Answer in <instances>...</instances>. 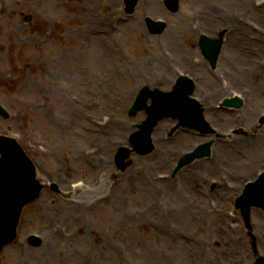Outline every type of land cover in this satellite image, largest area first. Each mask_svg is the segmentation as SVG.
<instances>
[{
	"label": "rangeland",
	"instance_id": "1",
	"mask_svg": "<svg viewBox=\"0 0 264 264\" xmlns=\"http://www.w3.org/2000/svg\"><path fill=\"white\" fill-rule=\"evenodd\" d=\"M15 2L6 0L0 14V37H6L10 42L8 47L17 48L19 53L18 59L10 57L11 62L13 59L19 60V63L14 64L17 76L11 83L14 89L0 84V99L11 112V118H0V132L20 134L18 138L33 159L37 176L43 183L58 181L66 190L70 189V182L78 179H84L87 187L95 179L98 183L94 189L85 190L88 197L86 201L90 204L73 212L68 207L70 199H75V194H58L44 188L40 196L23 209L16 241L24 242L28 232L42 233L44 239L49 237V231L45 229L52 226L49 224L52 215L59 218L52 224L59 223L63 234L51 241L53 250L48 253L44 250L47 248L45 244L26 247L21 252L16 242H13L1 252L0 264H249L253 260L252 247L256 242L250 228L245 226L233 208L221 213L213 212L198 225L191 226L182 210L167 212L168 199L153 194L137 181H143L142 174L141 171H133V165L135 158L142 160L138 168L145 170L144 181L150 183V176L153 177L154 173L169 172L177 158V149L187 148L195 141L256 139L264 129V125L258 126L256 121L257 111L264 110V84L257 89L256 101L250 104L247 99L240 108L243 109L241 116H229V121L224 123L215 122L219 132L200 137L195 131L187 129L182 140L169 145L174 147L173 151L154 150L142 156L133 154L132 164L124 173L113 178L115 174L111 173L116 170L113 156L118 146L114 144L117 141L127 142V136L133 130L132 125L144 117L142 112L135 117L127 116L134 94L140 85L150 86L155 83L157 76L162 77L163 71L156 69L158 56L171 53L174 57L170 71L164 69L163 81L156 82L162 88L174 77L172 68L180 65L175 57L186 56L190 59L191 55H198L194 47L196 35L191 32L193 28L190 25L218 4H222L227 11L244 13V4L247 9L250 8V0H181L176 12L168 11L161 0H140L135 13L130 16L123 14L122 0H101L94 7L91 6V10H96L94 14L87 10L83 0H27L18 2V5ZM28 9L34 10L37 22L28 24L23 21L22 16ZM9 10L11 12L8 13ZM112 11L115 13L112 14ZM99 14L104 26L97 27L96 31L85 36L88 28L94 26L93 22H99L86 15ZM145 14L162 16L170 22L161 34L150 35L143 24ZM246 21L264 26V20L256 14L247 15ZM15 37H18V44L15 43ZM39 38L42 40L39 41ZM0 42L3 40L0 39ZM2 51L0 47V58L3 57ZM255 57L264 58V52ZM37 59L40 63L34 64L35 61L39 62ZM204 62L202 69L198 68L196 73L203 70L211 78L212 73L221 71L217 66L212 70ZM2 63L7 64L6 61ZM0 67L6 69L5 65ZM73 96L77 99H73ZM93 99L97 101V107H88L87 102ZM71 112L74 113L73 118L69 117ZM101 116L109 117L112 121L103 127L104 131L114 132L107 136L105 144L96 138L99 129L95 126V120H100ZM242 117L245 129L235 126ZM169 123L170 119L163 122L155 138L159 139L168 130L165 127ZM90 127L93 131L88 129ZM228 128H233V132L229 137H224L223 133ZM109 137L111 142L117 141L110 143ZM260 140L244 148L236 146L238 143L233 144L239 152V159L227 166L236 167L244 163L258 170L259 162L264 159V142ZM31 141L33 145L29 148L28 143ZM98 142L106 147L107 160L105 166L98 167L97 171L78 157L84 148L97 145ZM36 144L46 145L49 153H40ZM170 154L172 156L168 158ZM212 154L213 151L209 157L200 160H208ZM196 162L183 167L180 174ZM227 166L216 169L214 176H210L217 177L219 172L226 174ZM106 168L107 171L104 170ZM197 173L204 177L205 186L211 195L214 190L211 183L214 181L207 182L206 171L200 169L193 173L195 181ZM128 177L136 179L129 188L126 182ZM176 177L172 181L169 179L171 182L166 184H176ZM177 193L184 197L182 203L189 205L188 214L196 213L193 201L197 194L185 187H178ZM206 205L207 201L204 200L201 207L203 211ZM126 213H129V217ZM261 214L264 216V213ZM251 222L255 227L253 215ZM260 222L264 226V218ZM227 229L242 233L245 242L240 243V249L229 250L235 237ZM217 230L220 235L215 237L218 243L216 250L223 249L227 253L222 259V255L210 243L204 249L210 253L211 259L208 260L206 252H201L199 258L192 253H185L179 259L183 247L181 241L196 247L202 239L204 242L211 239ZM236 242H240L239 237ZM215 251L216 257L213 256ZM175 253L177 259L174 258Z\"/></svg>",
	"mask_w": 264,
	"mask_h": 264
},
{
	"label": "bare ground",
	"instance_id": "2",
	"mask_svg": "<svg viewBox=\"0 0 264 264\" xmlns=\"http://www.w3.org/2000/svg\"><path fill=\"white\" fill-rule=\"evenodd\" d=\"M146 1V0H145ZM90 7V6H87ZM246 13H250L249 9L245 8ZM251 10H253V8H250ZM91 14L95 13L96 11H89ZM90 18L93 19H98L99 22H97L95 24V22H93L94 26L92 28H88L87 33H85V36L89 35L90 33L96 31L98 28L97 27H102L104 26L103 22H102V18L101 15H97V16H91V15H86ZM260 19H264V13H261L258 15ZM201 20L203 21V24H211L214 23V21L217 20H221V21H225L227 22L228 25L231 24V28L229 30V34L227 36V40H224V51L221 54V57L218 59V63L217 65L220 68H223L225 70V72L227 73V77L229 79L230 84H241L243 86H247V83H250L251 86L254 87V89L252 91L253 94H249V102L250 104H252L254 101H256L255 99L258 98V91L257 89H260V86L262 84H264V70H260V69H256L253 67V65L251 63H249V59H252L253 54L252 53H256V52H264V34H262L261 38L259 39V41L257 42H246L244 41V33L246 31V27L243 26L242 24H236L235 22H233L230 19V16L227 15V12L222 10V9H216L215 11L209 12L205 17L201 18ZM226 46V48H225ZM164 59L158 58V63H157V68L158 70H161L162 68H164V63L162 62ZM182 60V59H181ZM245 68V69H244ZM244 70V71H243ZM159 72V71H156ZM165 77V72L163 71L162 77L157 76L155 79V83H151L150 85H157L156 82L158 81L159 83H161L163 81V78ZM160 78V79H159ZM210 83V85L212 86H208V83ZM169 82H167L168 84ZM203 87H207L210 89V97H220L224 92H225V87L220 85L218 82H214V80H209L207 79L206 82L202 85ZM167 87H165L166 89ZM245 88V87H244ZM199 89V87L197 88ZM204 90H207L206 88H203ZM204 91H194V95L196 96H202L203 99L205 101L208 100V98H206L205 96H203ZM264 102V101H263ZM209 105V102L207 103ZM204 107V118L206 119V121L211 125V123L213 124L214 122H226L224 120V117H228V116H236V115H240L243 113V109L239 110V111H227V110H218V111H214L211 108L206 109L205 106ZM70 118L74 117V113L71 112L69 114ZM243 117L240 119L239 123L237 127H242L244 122L242 121ZM163 121H160V123L163 124ZM241 122V124H240ZM162 124H160V127H156L153 131V136L157 135L158 130L162 127ZM71 126V125H69ZM65 128V126H64ZM183 130H179L177 132V134L174 136V138H176L177 140L182 139V137L184 136L183 133H181ZM186 131V130H184ZM114 133V132H113ZM113 133L108 132V131H104L101 134H97L96 138L102 140V142L107 141V136L108 135H112ZM125 134V133H124ZM112 137V136H111ZM111 137L108 138V141L110 143L111 142ZM259 139L260 142H264V129L263 132L261 133V135L259 134L257 139H253V140H249V139H242V140H238L236 141L234 138H231L230 141H222V140H216L214 141L213 146L211 149H213V153L214 156L211 158V160H208L205 162V160L203 162H197L194 163L193 165H191L190 167L182 170L184 172H182L180 174V172L178 173L177 177H176V181H178L176 184H166L169 183L171 181H163V180H157V179H152V177L150 176V179L148 183L147 181H144L146 179V175H145V170L143 168H138V165L141 163V159L139 158H135V164L133 165V171H141L142 174V180H137L140 181L145 188H148L152 191L153 194L157 193V195H160L162 197H164L165 199H168V203L166 205L165 210L168 212V210H170L171 212H176L178 210H182L187 219L189 220L191 226L194 225H198L201 221L205 220L208 215L206 213H204L202 211V203L204 202L206 196L208 195V193H204L202 192V186L204 185L203 183V179H197V181H195L194 179V175L193 173H195L199 168H201V166L204 165L207 167V170H215L218 167H222L230 165L232 162L231 161H235L237 159H239L238 155L239 152H237L235 150V146L233 144L238 143L236 146L241 145L242 148L246 147V146H250V145H254L255 142H257ZM256 140V141H255ZM154 143H156L157 145V151L160 152V149H162L163 151L166 152H171L173 151L172 149L174 147L169 146V143H164L161 140L160 141H154ZM98 144L100 145V143L98 142ZM99 150L96 154V156L92 159L86 158V160L89 161L90 164L93 165L92 169H96L97 167H104L105 166V161H106V147L104 146H99L98 147ZM104 148V151L101 153V149ZM108 150H110V147H108ZM183 149V148H182ZM237 149V148H236ZM244 150V149H243ZM242 150V153H243ZM216 152V153H215ZM218 153V154H217ZM162 154H169V153H162ZM172 156V154L169 155L168 158H170ZM83 158V157H82ZM167 158V159H168ZM85 159V158H83ZM166 161V159H165ZM241 167H238L237 170L241 169L242 172H245L247 170L252 171L253 168L250 169V167L248 165L242 164L239 165ZM228 169L233 170L234 168L231 166H227ZM108 168H109V162H108ZM105 171H107L108 169H104ZM241 171H237L234 172L233 174H235V176L238 175L239 172ZM248 171V172H249ZM128 181V188L131 187L133 185V181L135 182L136 179L134 180L132 177H128L126 178V182ZM97 186V183L94 185ZM177 187V188H176ZM178 187H185L186 189L189 190V192L193 193V194H197L196 198H194L193 204L196 206V210L197 212L192 214H188V211L190 210L189 205L188 204H184L182 203V199L184 198L183 196H180L177 193V189ZM176 189V193L174 192ZM80 190V189H78ZM77 190V191H78ZM235 188H232L231 191H234ZM213 195L215 197H217V199L219 200V202L223 203V195L226 194V191L221 188H215L213 191ZM70 207H68V209L73 212L75 209L77 208H81L85 205H88L87 201L85 200V198L81 197L77 200L75 199H71L70 202ZM225 205V203H223ZM173 214V213H172ZM126 216L129 217V213H126ZM253 216H254V223H255V227L253 230L254 234H255V239H256V245L258 247V251L261 254H264V226L263 224L260 222L264 216H262L261 212H253ZM50 219H54L57 220L56 216L53 215ZM129 219H127L126 221H128ZM227 231L230 232V234H232V236L235 237V240L233 242V244H230V251L232 249L238 248L240 249V243L241 242H245V238H243L242 233L240 234L239 232L235 231L234 229H227ZM218 235H220V232L217 230L216 234L214 236L211 237V239L206 240L207 242H204L203 239L201 241V243H199L198 246L193 247L191 245L188 244L187 241H181V244L183 245L182 247V253H180L179 259L186 253H192L194 254L197 258L198 255L201 252H206L207 253V258L208 260L211 259L210 257V253L205 250V246L212 244L213 248L216 250V245H218L215 237H217ZM187 238H190L189 236H185ZM239 237L240 238V242H236V238ZM211 241V242H210ZM263 244V245H262ZM52 246H47V253L51 250ZM228 250V251H229ZM218 251L222 256L221 259L227 255V253L223 250V249H218L216 250ZM216 251L213 253V256L216 257ZM170 253V252H169ZM43 254H45L43 252ZM224 254V255H223ZM170 255V254H169ZM174 255V254H172ZM174 258L177 259V255L175 253ZM226 260V259H225ZM243 260V259H242ZM198 261H201L198 260ZM252 262V259L250 260V263ZM203 264H205L203 262Z\"/></svg>",
	"mask_w": 264,
	"mask_h": 264
},
{
	"label": "water",
	"instance_id": "3",
	"mask_svg": "<svg viewBox=\"0 0 264 264\" xmlns=\"http://www.w3.org/2000/svg\"><path fill=\"white\" fill-rule=\"evenodd\" d=\"M133 2H135V0H131ZM147 92V90H145L141 95H140V100H138L136 102V104L132 107L131 109V113H135L137 110L141 109V108H144L146 110V112H149L154 106L155 104L157 103V101L160 99V97L163 95L166 97H169L171 98L169 95L170 94H161V93H156V94H153V102L150 106H146L145 105V98H144V93ZM199 108L197 110V116H198V121H196L197 124H200L202 118H201V114H199ZM154 123V120L151 121V119H146L140 126V131L135 134V136L133 137L132 139V142L133 144L138 148L139 152L141 153H145V152H148L152 149V146H151V143H150V139H149V133H150V130H151V127ZM2 159H10V157L6 154H2ZM12 164H15L17 166H23L19 161L15 160V159H12L11 161ZM10 163V164H11ZM31 174L33 175V170L31 169ZM31 174H27L28 178L31 180ZM2 175V179H1V184H3L4 186L7 185V182L9 181L10 177H6L4 174H1ZM27 180V179H26ZM11 192L13 193L14 197H15V200L17 202H19L18 206H20L22 203H24L27 199L25 198V196L21 197V198H18V194H20L21 192L16 188V185H14L13 189L11 190ZM13 195L10 197V198H13ZM2 203L4 204L5 202L2 201ZM256 203V202H254ZM3 206V205H2ZM17 207L15 208V210L17 211ZM16 211H15V214L14 216L16 215ZM242 211H243V215L244 217L247 219L248 217V213H249V204H242ZM12 235L9 234V236ZM8 236V237H9ZM7 237V239H8ZM5 239V240H7ZM1 244V242H0Z\"/></svg>",
	"mask_w": 264,
	"mask_h": 264
}]
</instances>
